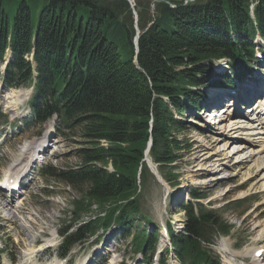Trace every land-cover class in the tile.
<instances>
[{"label": "trees", "instance_id": "trees-1", "mask_svg": "<svg viewBox=\"0 0 264 264\" xmlns=\"http://www.w3.org/2000/svg\"><path fill=\"white\" fill-rule=\"evenodd\" d=\"M185 1L135 0V23L126 0H0V65L7 48L12 54L0 81L4 88L34 81L36 119L57 115L61 131L82 144L75 168L48 166L41 174L79 195L71 223H80L65 238L62 255L111 224L133 230L140 189L150 176L144 162L149 141V157L163 179L178 184L174 165L189 147L179 140L185 128L163 98L179 113L186 110L181 96L197 109L201 90L214 78V60L227 61L219 83L228 85L247 73L255 38L264 40V0ZM191 195L204 197L193 189ZM182 211L184 233L171 238L175 258L219 264L205 246L211 232L228 236L231 227L219 211L198 206L194 212L191 205ZM155 237L135 232L132 249L149 258Z\"/></svg>", "mask_w": 264, "mask_h": 264}, {"label": "rangeland", "instance_id": "rangeland-1", "mask_svg": "<svg viewBox=\"0 0 264 264\" xmlns=\"http://www.w3.org/2000/svg\"><path fill=\"white\" fill-rule=\"evenodd\" d=\"M9 49H6L1 63H5L6 66L12 59ZM222 67L226 70L224 65ZM254 73L255 71L251 74L254 75ZM250 83L240 84L236 94L248 98ZM211 84L213 82L207 85ZM207 91L208 89H203L201 92L206 94ZM32 95L33 91L30 87L21 90H3L0 82V180L9 175L12 167L23 164L24 162H21L24 158L40 152L42 148L38 143L43 138L45 128L49 127L50 123L56 125L57 121L55 117H52L44 125L37 121L34 125L31 123L22 129L25 124L21 116L25 118L30 116L28 100ZM219 95L221 93L216 94V96ZM216 96L212 94L211 97L216 100L218 98ZM231 109L233 106L223 114L231 117L233 114ZM17 110H24V115H18ZM236 110L235 117L245 116H239ZM189 114L188 117L183 115L180 118L185 131L179 136V140L187 141L189 149L181 153L182 160L175 166L174 172L178 175L177 180L180 182L178 188H187L188 191L190 187L196 188L200 194L206 195L203 204L218 209L221 219L232 226L231 234L225 238L218 239L216 232H211L213 241L205 248L214 257H219L222 264H251L247 258H242L241 251H244V247L253 240L260 241L264 245V196L260 186L255 185L258 177H256L257 171L254 169L253 161L246 165H238L237 157L233 155L236 148L233 144L229 143L225 147V142H221L215 145V135L225 130L227 122L223 121L216 125L215 130L203 131L201 127L206 129V125L202 122V115L200 113L196 115L194 111ZM196 117L198 120L194 122L193 119ZM200 120L201 122L198 123ZM57 128L59 131L57 133L56 130L53 133L49 144L51 148L45 155L41 167L50 165L56 169H73L78 163L75 151L80 149L82 144L79 143V138L68 137L69 134L62 132L61 127L55 129ZM222 150H225V154L219 157L213 155ZM251 151L252 149H248L239 155L240 157L249 156ZM261 157L264 159V153ZM151 168L150 176L148 175L142 190L140 189L142 213L152 224L157 225L161 220H165L175 224L176 231H179L178 226L180 228L184 224V215L181 211L177 212L178 206L169 202L170 197L167 198L169 186L165 183L157 166L152 164ZM40 170L36 167L34 180L27 189L17 195L12 205L7 206L4 195L0 191V249H2L0 251L5 255L1 258L0 264H26L29 259L28 264L30 262L32 264H81L83 258L92 252L90 243L96 236L90 242H80L72 247L64 260L57 255L61 242L59 233L72 222V203L78 199L79 195L64 182L54 179L45 180L39 176ZM182 202H186V198ZM94 209L98 212L96 208ZM86 217L87 214L84 215V218ZM71 225L75 224L71 223ZM136 225L135 221L134 226ZM71 231L72 229L69 232ZM134 231L135 228L132 234ZM108 236H111V244L115 246L116 252L111 253L105 264H143L141 263L143 258L132 252L129 243L131 235L123 238L121 232L111 230L105 238ZM109 240L107 239L106 242ZM49 241L52 242L48 243ZM166 244L167 242L159 236L153 264L163 260L162 250H165ZM45 248L51 250L44 251ZM105 248L111 251L109 246ZM170 263L177 264V261L168 257L167 264Z\"/></svg>", "mask_w": 264, "mask_h": 264}, {"label": "bare ground", "instance_id": "bare-ground-1", "mask_svg": "<svg viewBox=\"0 0 264 264\" xmlns=\"http://www.w3.org/2000/svg\"><path fill=\"white\" fill-rule=\"evenodd\" d=\"M108 1H115V0H108ZM126 1L132 10V13L134 15V21L136 23L137 17H136L134 10H133L135 0H126ZM153 1L157 2L155 0H153ZM223 62H224V60H222V59L214 60L213 67H212L213 71L218 73V71L224 65V64H222ZM253 71L254 70H252L251 73H253ZM251 73L247 74L246 75V81H241L240 84L245 83V82H251L252 78L253 79L255 78L252 76ZM205 89H209V87H207ZM17 94H19V93H17ZM263 99H264L263 96L261 98H259V100L261 102L259 107L261 109H264ZM16 102H17V99H16ZM237 117H235V116L229 117V115L223 114V116H222V118L218 124H220L221 122L224 121V122H227V127L225 128V130H222V131H220V133L215 135L216 140L214 143L217 146V143L225 142V147L229 143H231V145L233 144V146L236 147V148L234 147L235 150L233 151V155H235L237 157L236 158L234 156L237 160L236 163L238 165H246V164L253 161V166L255 167L254 169H256V171H257L256 177H258V179L256 178L257 180L255 179L256 180L255 185L260 186V188L262 189L261 192L264 196V159H263V157H261V155L264 153V117L262 119H260L259 117L257 118L252 114L251 115H245L244 117L243 116L238 117V118ZM213 123L215 124V122H213ZM229 135H230V137H229ZM47 136H48V131H46L42 140L38 143V144H41L40 148H42V149L44 148L45 140L48 139ZM248 149H252L249 156L240 157L239 154H241L243 151H246ZM27 151L29 152L30 150L28 149ZM27 153L24 155L26 156ZM223 153L225 154V150H222L218 153H214L213 155L215 157H217V156L219 157ZM209 158H208V160H209ZM174 200H176L175 204L180 202L179 199H174ZM7 204H8L7 206H10L9 202H7ZM51 242L49 241L48 243H51ZM246 254L248 255L249 253H246ZM29 261H30V259H29ZM29 261L26 264H28ZM18 264H20V263H18Z\"/></svg>", "mask_w": 264, "mask_h": 264}, {"label": "water", "instance_id": "water-1", "mask_svg": "<svg viewBox=\"0 0 264 264\" xmlns=\"http://www.w3.org/2000/svg\"><path fill=\"white\" fill-rule=\"evenodd\" d=\"M155 1H158V0H155ZM195 0H186L185 2L186 3H192V2H194ZM171 6V5H170ZM172 8L174 7V6H171ZM137 40H138V36H136V39H135V41H136V45H137ZM150 146H151V143L148 145V147H147V150L145 151V157H146V161H147V164H148V167L150 168V170L152 171V168H151V163L149 162V160L147 159V157H148V153H149V150H150Z\"/></svg>", "mask_w": 264, "mask_h": 264}]
</instances>
